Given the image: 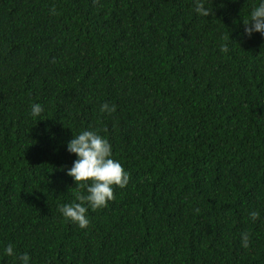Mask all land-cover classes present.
I'll use <instances>...</instances> for the list:
<instances>
[{
	"label": "trees",
	"instance_id": "trees-1",
	"mask_svg": "<svg viewBox=\"0 0 264 264\" xmlns=\"http://www.w3.org/2000/svg\"><path fill=\"white\" fill-rule=\"evenodd\" d=\"M257 3L0 0V264L9 243L32 264H264ZM84 130L129 183L80 229L57 209L85 191L66 174Z\"/></svg>",
	"mask_w": 264,
	"mask_h": 264
},
{
	"label": "clouds",
	"instance_id": "clouds-1",
	"mask_svg": "<svg viewBox=\"0 0 264 264\" xmlns=\"http://www.w3.org/2000/svg\"><path fill=\"white\" fill-rule=\"evenodd\" d=\"M194 11L201 17H208L211 14V9L205 6V0H195ZM243 23L244 36L251 38L256 33L264 36V0H258L249 18L243 20ZM221 51L227 53L229 49L223 46ZM116 110L115 105L108 103H104L100 108L101 113L107 115H112ZM42 112L40 104L30 106L29 114L33 119L39 117ZM67 151L75 155L76 159L66 170V174L75 181V188L85 191L78 193L72 203L59 205L57 210L66 221L80 229H86L89 226V210L96 211L107 207L114 199V187L125 188L129 183V174L122 164L113 158L109 140L97 131L84 130L73 135L67 143ZM257 217L256 212L250 214L253 221ZM241 241V246L248 248L250 235L247 232L243 233ZM2 255L13 258L14 264H32L31 256L27 252L18 253L11 243L2 248Z\"/></svg>",
	"mask_w": 264,
	"mask_h": 264
}]
</instances>
